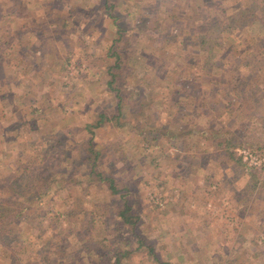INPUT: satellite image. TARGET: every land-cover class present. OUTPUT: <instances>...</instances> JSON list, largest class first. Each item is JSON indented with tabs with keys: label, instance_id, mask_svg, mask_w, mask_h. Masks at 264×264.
<instances>
[{
	"label": "rangeland",
	"instance_id": "374dc122",
	"mask_svg": "<svg viewBox=\"0 0 264 264\" xmlns=\"http://www.w3.org/2000/svg\"><path fill=\"white\" fill-rule=\"evenodd\" d=\"M105 2L0 0V264H264V0Z\"/></svg>",
	"mask_w": 264,
	"mask_h": 264
},
{
	"label": "trees",
	"instance_id": "16d2710c",
	"mask_svg": "<svg viewBox=\"0 0 264 264\" xmlns=\"http://www.w3.org/2000/svg\"><path fill=\"white\" fill-rule=\"evenodd\" d=\"M106 2L104 3L106 5V8L110 9V17L114 20V24L118 27V34L124 31V28L121 24L117 23L118 19L117 16H115L114 14H112V9L113 7H111V5H109V0H105ZM247 22V24H254V23H259L263 28H264V16H261L260 13L257 12H252L249 11L248 14L245 16L244 18ZM247 25V26H248ZM123 38V36H122ZM120 42H122L121 37H119V39L117 41L114 42V44L111 46V48L108 51V57L110 59H114V65L111 66L110 68V81L107 82L106 87H107V91L110 93H114V96L116 98L117 101V114L116 117L113 116V118H108L106 115V123L112 122L113 119L115 120H119V118L121 117V109L122 106L124 104V99L123 97L121 98L120 93L122 91V89L118 88V82L122 81L120 80L122 77V75L124 74V72L122 71L124 65L126 64V60H125V56L121 55L120 50L118 49ZM121 77V78H120ZM117 84V85H116ZM92 142H90V148H89V152H92ZM231 157H233L235 154L233 151H230L228 153ZM50 175H47L45 177H42V174L38 171L36 173H34V178H38L39 181L43 182V186L48 185L49 189L52 188V184L53 182H51V179L49 177ZM22 187L23 190H29L31 191V187L33 186V184L31 182L26 183L25 181H23L22 179ZM103 182L106 183L108 189L110 190L112 196H120L122 199H124V205H123V209L119 212L118 215V219L120 220H125L126 215L129 214L132 211V208L129 206L128 204V200H127V194L129 193V188L125 185V183L118 178H114L112 176H106V180L103 179ZM21 188V187H20ZM48 189V190H49ZM20 192V191H18ZM123 202V201H122ZM4 203H8L11 206V200L8 199H4ZM17 206L18 209L16 210V208L13 209V211L11 210V208L9 207L7 209V211H11V213L9 214V216H7L5 218V222L3 223L4 225V231L0 232V233H6V228H8L9 224H11L13 222V218H16L15 220H17L19 217H21L23 215V209L24 207L21 205H18L17 201H14L13 206ZM23 211V212H22ZM11 216H13L12 220L10 219ZM1 217V215H0ZM1 220V218H0ZM127 222V219H126ZM82 229L84 230L83 232H86V227H82ZM2 237V236H1ZM87 237H89V235H87ZM118 238V237H116ZM115 240V239H114ZM126 251H119V248L117 249V252L114 253V255L112 257H109L107 259L106 264H123V258L125 257Z\"/></svg>",
	"mask_w": 264,
	"mask_h": 264
},
{
	"label": "built area",
	"instance_id": "2783aa9c",
	"mask_svg": "<svg viewBox=\"0 0 264 264\" xmlns=\"http://www.w3.org/2000/svg\"><path fill=\"white\" fill-rule=\"evenodd\" d=\"M159 205L163 206V203H160Z\"/></svg>",
	"mask_w": 264,
	"mask_h": 264
}]
</instances>
